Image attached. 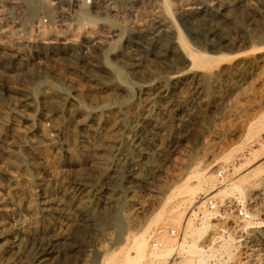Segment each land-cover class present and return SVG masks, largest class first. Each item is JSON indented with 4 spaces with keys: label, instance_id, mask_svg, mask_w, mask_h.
<instances>
[{
    "label": "rangeland",
    "instance_id": "rangeland-1",
    "mask_svg": "<svg viewBox=\"0 0 264 264\" xmlns=\"http://www.w3.org/2000/svg\"><path fill=\"white\" fill-rule=\"evenodd\" d=\"M202 195L250 211L227 264H264V0H0V264H111L129 231L165 260Z\"/></svg>",
    "mask_w": 264,
    "mask_h": 264
},
{
    "label": "built area",
    "instance_id": "built-area-1",
    "mask_svg": "<svg viewBox=\"0 0 264 264\" xmlns=\"http://www.w3.org/2000/svg\"><path fill=\"white\" fill-rule=\"evenodd\" d=\"M221 177V174L218 173ZM251 220L250 211L236 198L218 202L210 195H202L196 204L186 213L185 219L178 227H171L167 235L171 238L169 252L164 264H184L186 261L187 248L194 243L195 257L199 258L204 252V263L227 264L231 263L233 255L237 251V245L242 237L240 226ZM208 222L216 231L214 237L208 236L196 243L189 240L187 228L191 225ZM247 228L246 226L244 227ZM159 232V231H158ZM156 232V233H158ZM244 233H246L244 231ZM159 249V243L153 238L149 242V256ZM228 250V251H227ZM198 258L191 264H198ZM203 263V264H204Z\"/></svg>",
    "mask_w": 264,
    "mask_h": 264
},
{
    "label": "bare ground",
    "instance_id": "bare-ground-1",
    "mask_svg": "<svg viewBox=\"0 0 264 264\" xmlns=\"http://www.w3.org/2000/svg\"><path fill=\"white\" fill-rule=\"evenodd\" d=\"M114 2V1H113ZM112 2V3H113ZM110 6V5H109ZM98 7V6H97ZM136 127V126H133ZM209 165V164H208ZM207 165V167H208ZM197 174V173H196ZM230 183V182H229ZM229 183L227 184V187H225L224 189H216L215 192L212 194V196L217 193L220 192L222 194H225L227 192L229 188ZM260 183V182H259ZM236 190V189H235ZM238 190V189H237ZM174 191V190H173ZM179 191V190H178ZM177 191V192H178ZM187 193V192H186ZM172 194V193H171ZM177 196V195H176ZM186 196V195H185ZM181 198V197H180ZM185 204V201H181V202H175L172 205H170L167 210H166V222H170L176 226L179 225L181 216H182V210H180V208L182 207L181 205ZM133 208V207H132ZM131 215V214H130ZM129 216V215H128ZM133 216V215H132ZM131 216V218H132ZM117 218V217H116ZM130 218V217H128ZM118 219V218H117ZM91 223H93L91 221ZM94 224V223H93ZM121 222L119 220L114 219L113 220V224L117 229H120L121 226ZM208 222L207 224H203L202 228L207 227L208 226ZM134 225V224H133ZM129 228V227H128ZM130 232V231H129ZM128 232L127 236L124 239V245L122 244L120 248V250L118 249V254L110 257L109 258V262H111V264H133L136 260L142 259L144 260L145 264H163L164 261V257L160 254V252L158 253L157 251L160 250V248L152 255L149 256L145 255L144 253V244L146 242V239L143 236V232L138 233V234H130ZM204 232V231H203ZM203 232L201 234H203ZM156 240H159V237H156ZM166 240V239H165ZM169 239H167L166 241H168ZM9 243V242H8ZM195 247L194 243L192 245H190L187 248V252H194L195 250H193ZM254 248V247H252ZM129 249H133L135 252L134 257H131L128 253ZM148 251H149V246H148ZM105 254V253H104ZM115 254V253H114ZM113 254V255H114ZM198 255V254H197ZM111 256V255H109ZM148 256V257H147ZM200 260H201V256H200ZM202 261V260H201ZM200 261V263H201ZM105 262V261H104Z\"/></svg>",
    "mask_w": 264,
    "mask_h": 264
}]
</instances>
